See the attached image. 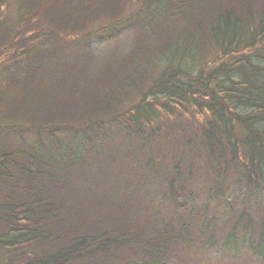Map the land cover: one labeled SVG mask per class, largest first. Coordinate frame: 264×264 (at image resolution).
Wrapping results in <instances>:
<instances>
[{"label":"trees","instance_id":"16d2710c","mask_svg":"<svg viewBox=\"0 0 264 264\" xmlns=\"http://www.w3.org/2000/svg\"><path fill=\"white\" fill-rule=\"evenodd\" d=\"M79 1L76 9L90 6L87 0ZM153 1L145 19L140 18L144 27L151 19H158L162 25L160 36L156 32L151 34L158 42L155 53L147 55L151 60L140 62L127 57L128 64L114 66L116 76L113 78L114 74L108 73L113 66L106 61L100 69L105 76L100 79L103 82L99 86L103 89L101 95L95 86L84 100L76 97L75 101H67L59 107H47L37 98L23 100L27 98L23 93L22 98L16 100L17 93L11 90L12 87H1L0 112L9 114L4 116L5 124L0 125V130L34 136L20 144L0 146V262L5 256L8 259L3 264H106L104 255L123 246L139 257L148 253L146 246H158L152 250L151 258H143L137 264H163V259L172 256L182 262V246L167 244L189 245L190 238L183 231L177 233L172 228L170 233H165L152 226L148 232L152 235L130 246L123 233L105 236V230L94 226L95 212L84 206L85 198L70 194L75 187L70 184L73 174H77L78 169L82 172L81 168L86 167L84 164L89 163L87 157L98 158L104 154L107 159L109 152L112 154L118 149L114 140L118 131L120 142L128 147L136 144L142 147L156 137L161 138L157 133L160 127L148 126L150 133L144 128L143 122L150 111L146 95L132 111L122 107L113 109L117 102L127 100L125 97L130 99V95L135 97L141 93L144 80L150 77L153 82L149 99L159 101L164 98L165 101H160L163 108L182 118L180 122L175 119L167 124L169 130L165 132L170 142L168 155L173 169L164 196L176 200L184 194L183 168L189 165L192 170L196 165L197 171L203 172L208 195L217 206H222L220 201L225 198V186L237 179L243 186L244 195L241 217L249 214L253 202L264 210V13L255 19L252 10H236L244 6L246 0H238L237 5L231 1L226 11L216 9L211 13L204 7L199 11L192 10L183 0ZM167 1L182 4L185 10L170 8ZM43 8L38 9V15H42L39 16L41 23ZM178 13L185 17L181 25L176 19L172 21ZM69 15L68 21L61 24L66 32L50 35L73 44L82 45L83 41L86 53L91 55V35L75 33L74 14ZM129 23L124 21L126 26ZM206 47L222 51L215 64L206 62L202 56ZM38 49L50 52L52 44ZM219 59L229 60L220 62ZM124 68L128 69L124 71ZM173 102L177 104V110ZM79 109L88 111L94 119H82L84 122L80 126L72 125L71 122H77L83 116L76 113ZM15 111L20 113L15 114ZM105 116L109 117L106 122L100 119ZM111 123L119 128L107 129ZM177 132H181V139ZM146 161L145 171L157 165L152 158ZM162 164L160 160L159 165ZM201 212L208 216L205 209L190 210L197 219H201ZM248 221L251 230L256 226L261 229L257 238L250 234L252 240L245 248L252 259L256 257L264 264V216L258 220L249 216ZM238 224L229 232L223 245L231 254L242 247L236 237ZM163 238L162 244L152 243ZM131 252L129 255L125 252L124 255L132 258L130 261L126 258L123 264H136L137 258L134 259ZM161 254H165V258L159 257ZM17 259L21 260L17 262Z\"/></svg>","mask_w":264,"mask_h":264},{"label":"rangeland","instance_id":"374dc122","mask_svg":"<svg viewBox=\"0 0 264 264\" xmlns=\"http://www.w3.org/2000/svg\"><path fill=\"white\" fill-rule=\"evenodd\" d=\"M183 1H187L188 7L192 10L199 11L200 7H204L209 13L216 9L226 11L231 1L236 5L238 3V0ZM79 2V0H0L1 93L6 85V89L12 87L11 90L17 93L16 100L21 99V93H23V96L27 97L23 100L37 98L40 104L44 103L47 107H59L67 101H75L76 97L84 100L94 91L92 89L95 86L101 95L103 89L99 86L103 82L100 79L105 76L100 69L106 61H110L113 66L108 71L112 75L115 71L114 66L128 64V58L136 62L146 61L149 58L151 60L150 56L155 53L154 50L158 45L151 34L156 32L160 36L162 25L158 19H151L149 25L144 27L140 17L145 19L150 12L152 0H87L90 6L82 10L76 9ZM243 4L244 6L236 10L244 12L252 10L256 16L255 19L264 13V0H246ZM166 5L174 10H185V6L176 5L173 1H167ZM43 6L44 20L41 23L39 16L42 17V15H38V9L40 10ZM64 11L70 13H64ZM71 13L74 14L75 33L87 34L88 32L92 37L93 53L91 55L86 53V44L83 41L82 45L73 44L64 38L50 35L51 33L63 35L66 32L61 24L68 21ZM184 18L183 13H178L171 20L174 22L176 19L181 22V25ZM125 20L130 22L127 26L124 24ZM51 44L50 52L38 49V47L48 48ZM216 52H219L217 56ZM221 53L222 51L206 47L202 56L206 62L213 63ZM147 55H150L148 59ZM226 60L229 59H222L220 62ZM115 76L116 74L112 78ZM144 82L141 93L135 97L130 95V99L125 97L124 99L127 100L123 103L122 100L117 102L113 109L122 107L132 111L134 105L146 95L150 111L143 122L144 128L147 129V133H150L148 126L160 127L157 133H160L161 138L156 137V140L144 143L142 147L137 144L134 147H128L126 143L120 142L118 135L120 137L121 135L118 131V135L114 137L118 149L112 154L109 152L107 159L104 158V154H100L98 158L87 157L86 160L89 163L84 164L86 167L81 168L82 172L78 169V173L73 174L74 179L70 184L74 185L76 190L73 191L74 188H72L70 194L85 198L84 206L87 210L95 212L94 226L105 230V236L114 237L118 236V233H123L124 239L130 246L152 235L148 233L152 230L150 229L152 226L158 227L159 231L165 233H170L172 228L177 233L183 231L190 238L189 245L167 244V246H182V262L173 256L163 259L165 254H161L159 257L163 259V264H262L256 257L252 259L245 246L252 240L250 234L257 238L258 231L261 229L259 226H256L255 230L249 228V216L254 220L263 219L264 210L253 202L251 203L253 206L248 210L249 216L241 217V202L244 195L240 180L230 181L227 187L224 185L225 198L220 201L222 206H217L214 199L208 195L207 181L203 172L197 171L196 165H193L192 170L189 165H186L183 168L186 194L179 195L176 200H170L169 197L164 196L167 184L170 185V174L173 169L171 168L173 162L168 155L170 142L165 132L169 130L167 124L175 122V119H180L178 120L180 122L182 118L163 108L164 105L160 101H165L164 98L159 101L149 99L152 78H146ZM22 105L25 106V102ZM173 105L177 110V104L173 102ZM18 112L15 111V114ZM87 112L79 109L76 113L83 116L77 122H71L72 125L80 126L83 120L94 119L93 115ZM7 114L9 113L1 114L0 112L1 126H4V116ZM199 116L197 114V118ZM107 117L100 119L106 122ZM9 119L14 120V118ZM74 126L72 127L76 129ZM115 128L119 126L111 123L107 129ZM177 135L181 139V132H177ZM33 137L32 134L20 136L17 133L8 132L7 129L4 133L0 130V146L10 143L20 144L24 139L29 140ZM147 158L155 160L157 165L145 171L143 166L148 162ZM158 159L163 162L162 165H159ZM191 209H195V212L205 209L208 216L201 212V219H197L190 213ZM155 212L158 213L155 214ZM237 222L239 227L236 237L242 247H238L234 255L229 253L223 245ZM164 239H159L158 242L152 241V243L162 244ZM209 242L214 244L209 245ZM156 247L158 246H146L148 253L140 257L126 246L120 249L116 247L117 250L109 251L104 255V262L123 264L126 258L129 261L132 258V256L124 255L125 252L128 255L131 252L134 259L137 258L136 264L141 263L143 258L152 257V250ZM156 252L159 255L158 249ZM5 259L8 261L6 256ZM5 259L1 258L2 262ZM20 260L17 259V262ZM2 262L0 264H3Z\"/></svg>","mask_w":264,"mask_h":264}]
</instances>
